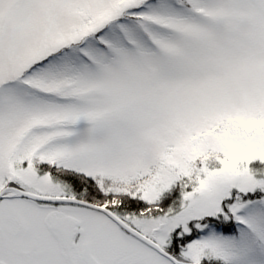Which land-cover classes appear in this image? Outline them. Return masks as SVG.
<instances>
[{
    "label": "snow or ice",
    "instance_id": "1",
    "mask_svg": "<svg viewBox=\"0 0 264 264\" xmlns=\"http://www.w3.org/2000/svg\"><path fill=\"white\" fill-rule=\"evenodd\" d=\"M0 264H264V0H0Z\"/></svg>",
    "mask_w": 264,
    "mask_h": 264
}]
</instances>
